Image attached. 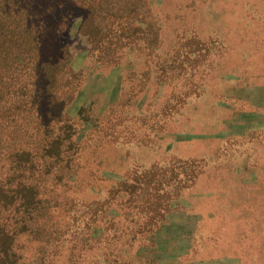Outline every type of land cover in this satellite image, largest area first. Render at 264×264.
<instances>
[{
	"label": "rangeland",
	"instance_id": "obj_1",
	"mask_svg": "<svg viewBox=\"0 0 264 264\" xmlns=\"http://www.w3.org/2000/svg\"><path fill=\"white\" fill-rule=\"evenodd\" d=\"M89 5V16L75 17L63 35L74 73L59 82H76L61 94L67 116L50 130L33 108L21 110L34 102L5 96L4 108H19L0 118V186L14 174L9 152L69 123L66 135L87 142L78 198L105 199L160 168L170 209L147 239L126 245L128 264H264V0ZM31 79L22 68L2 75L12 89ZM92 171L98 181L88 184ZM130 214L127 233L139 217L130 222ZM21 241L35 258L36 242ZM6 243L0 236V247ZM100 247L87 253L90 264L104 258Z\"/></svg>",
	"mask_w": 264,
	"mask_h": 264
},
{
	"label": "trees",
	"instance_id": "obj_2",
	"mask_svg": "<svg viewBox=\"0 0 264 264\" xmlns=\"http://www.w3.org/2000/svg\"><path fill=\"white\" fill-rule=\"evenodd\" d=\"M90 3L92 0L84 4L82 0H0V118L4 120L10 106L13 113L19 108L17 102L4 108L5 96L11 91L26 106L34 102V107L21 110L33 108L50 130L67 116L62 93L76 88V82H59L60 74L73 77L74 73L63 35L75 17L85 20L89 16ZM10 68L24 69L31 81L15 89L3 86L2 75ZM63 127L71 129L65 123L52 138L43 136L37 144L27 143L31 148L9 152L14 174L13 180L5 179L7 186H0L6 196L0 200V236L7 241L0 247V264H90L87 253L98 244L104 258L93 264H128L132 255H126V245L132 243L134 249L147 239L170 209L169 195L160 187V168L156 165L146 169L149 174L140 183L127 182L112 188L105 199L78 198L74 188L82 183L80 171L87 163L83 159L87 142L82 144L66 135ZM89 174L88 184L96 183L94 171ZM191 176L192 180L196 177ZM26 190L31 196L29 201L23 194ZM116 193L122 197L118 202ZM114 211L119 218L113 216ZM128 214L132 216L130 222L139 216L128 229L131 233L123 224ZM107 216L104 226L102 220ZM22 239L37 244V254L30 261Z\"/></svg>",
	"mask_w": 264,
	"mask_h": 264
}]
</instances>
